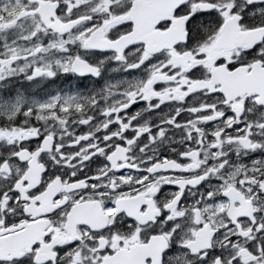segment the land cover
Listing matches in <instances>:
<instances>
[{
    "label": "snow or ice",
    "instance_id": "1",
    "mask_svg": "<svg viewBox=\"0 0 264 264\" xmlns=\"http://www.w3.org/2000/svg\"><path fill=\"white\" fill-rule=\"evenodd\" d=\"M0 264H264V0H0Z\"/></svg>",
    "mask_w": 264,
    "mask_h": 264
}]
</instances>
